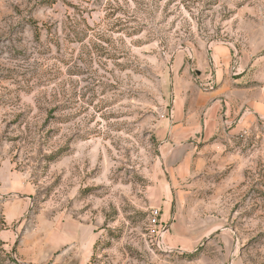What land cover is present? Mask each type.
Listing matches in <instances>:
<instances>
[{"label": "rangeland", "instance_id": "374dc122", "mask_svg": "<svg viewBox=\"0 0 264 264\" xmlns=\"http://www.w3.org/2000/svg\"><path fill=\"white\" fill-rule=\"evenodd\" d=\"M217 68L250 108L185 146ZM0 264H264V0H0Z\"/></svg>", "mask_w": 264, "mask_h": 264}, {"label": "crops", "instance_id": "0c3cea01", "mask_svg": "<svg viewBox=\"0 0 264 264\" xmlns=\"http://www.w3.org/2000/svg\"><path fill=\"white\" fill-rule=\"evenodd\" d=\"M215 54L213 53L212 56L213 65L219 62V57ZM224 56L223 64L226 67L229 63L228 53ZM217 69L216 75L206 76L199 87L193 84L185 88L180 87L181 81H176L174 105L166 116L167 129L172 134L179 133L185 146H188L190 139L199 136L205 141L212 139L221 126H237L241 110L250 108V100L241 97V90L235 84V80L222 76L223 69ZM181 145L183 142H179L177 147ZM188 169H190V161L186 157L183 162L175 164L173 176L185 174ZM94 243L89 244L90 250Z\"/></svg>", "mask_w": 264, "mask_h": 264}, {"label": "built area", "instance_id": "2783aa9c", "mask_svg": "<svg viewBox=\"0 0 264 264\" xmlns=\"http://www.w3.org/2000/svg\"><path fill=\"white\" fill-rule=\"evenodd\" d=\"M157 221H158V213L156 212L154 214V220H153V222L156 223Z\"/></svg>", "mask_w": 264, "mask_h": 264}]
</instances>
